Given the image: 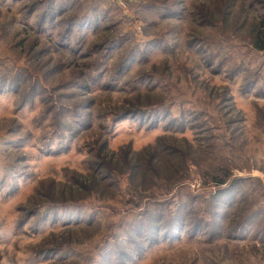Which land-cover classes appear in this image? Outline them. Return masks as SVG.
Wrapping results in <instances>:
<instances>
[{
	"label": "rangeland",
	"instance_id": "rangeland-1",
	"mask_svg": "<svg viewBox=\"0 0 264 264\" xmlns=\"http://www.w3.org/2000/svg\"><path fill=\"white\" fill-rule=\"evenodd\" d=\"M66 1L69 14L100 20L73 39L78 53L58 50L54 57L69 63L58 68L37 66L48 57L25 48L28 27L1 34L0 10V75L16 76L27 61L42 73L54 67L46 79L54 95L90 103L75 107L93 116L67 147L49 150L43 100L20 108L19 94L0 93V264H115L112 242L130 249L126 233L147 216L159 239L129 264H264V51L254 47L264 0ZM160 4L181 6L180 16L165 20ZM2 7L22 22L19 3ZM109 39L120 55L145 52L117 88L106 85L116 75L109 62L92 72L94 83L87 78L92 89L59 90L89 73L96 56L87 50ZM48 204L77 206L86 220L69 223L58 209L57 222L50 215L36 231L37 217L19 225Z\"/></svg>",
	"mask_w": 264,
	"mask_h": 264
},
{
	"label": "trees",
	"instance_id": "trees-1",
	"mask_svg": "<svg viewBox=\"0 0 264 264\" xmlns=\"http://www.w3.org/2000/svg\"><path fill=\"white\" fill-rule=\"evenodd\" d=\"M7 1L9 0H0V10L5 14L4 21L2 23L1 34L12 36L11 34L15 32L13 34L15 37L16 33L20 32L14 31L15 28H21L20 26L28 27L30 33H27L28 35H26L24 39H20L21 42L26 45L25 48H30L33 51L38 49L36 53L40 52L43 54V57H48L44 63L37 62V66H49L52 65V63H56L57 68L64 66L66 62H62L61 60H58L54 57L58 50L61 47H65L68 48L70 52L78 53L81 49L75 47L73 39H75V43L78 44L83 37V34L96 30L99 25L98 23L100 16L95 12H91V14L82 18H78L76 13L69 14L68 11L72 8V4L69 5V1L66 0L55 3L51 0H11L14 3L20 4L19 13L23 16L21 19L22 22H18V26H16V17H9L10 10L8 8L5 9L2 7L7 3ZM173 5L160 4L158 7V10L161 11L159 12L161 17H163L165 20H169L173 16H180L179 11L182 7H176ZM260 27L261 29L258 31L257 40L254 43V47L262 52L264 51V21L260 23ZM30 38H33V41L27 43ZM162 40H160V43ZM48 43L51 44L49 47L50 49L47 47ZM102 46H108L107 51L103 52V50H101ZM113 46V42L109 39L102 40L99 47L96 46L90 50L88 49L87 51L89 52V56H96L93 57L94 61L90 62L91 68L89 69V73L87 75L82 73V79L79 81L78 78H72V80L66 81L62 85L57 84L60 86L59 90L78 88L88 91L92 89L90 83H87V78L89 77L92 83H94L96 78L95 76L93 77L92 72L98 71L99 73V71L103 67L107 66L109 62H111L112 69L116 71V75L112 77L113 80L108 82L106 85L110 91L116 89L118 83L122 80V78H124L128 72V69L133 65L134 61L131 60H140L142 58L141 53L144 54L145 52L132 50L129 55L128 51H126L124 54L121 53L120 55L118 52L122 50V47H118L116 49V47ZM165 48L166 46H162L163 50H165ZM114 49L115 51H113ZM85 56L87 57L88 54ZM32 58L33 56L30 57V59ZM68 65L69 63H66V66ZM54 70V67H52V69L48 70L46 73H42V71L38 70V68L32 67L30 61H27L26 65L18 67V73L16 76L10 78L5 72L0 75V93L12 91L16 94H19L20 108L27 106V104H33L36 98H41L44 103L43 108H45V111L40 119L48 120L49 125L52 126V131L44 137L45 141L47 142L45 144L46 146L48 145V148H50L49 150L56 149L59 152L61 149H64L70 144V139L73 136L78 135L80 132L86 131L92 127L93 116L91 111L88 110L83 112L79 111L78 108L75 107L78 106L80 108H88L90 107V103H86L84 105L75 103V106H70L59 101V96L54 95V90L56 91L58 89H55L50 85L48 87L46 80L48 77H52L54 75ZM31 71L35 72V74H33ZM72 92L73 93L68 92L66 97L77 95L74 94L77 93L76 90H72ZM83 93V91L79 93L78 97H80V94ZM122 116L127 117L129 115ZM119 119L121 118H118V120ZM106 126L110 127L111 124L106 123ZM53 142L54 146L52 147L51 144ZM0 183H2V181ZM224 190L225 189H221L220 191ZM217 197L218 195L214 198ZM58 209H63L65 211V215L68 216L69 223L73 221L76 222L78 220L84 222L86 220L83 211L77 206H71L70 209H67L66 207L58 208L48 204L35 205L31 207L19 225H21L23 222L25 223L26 221L27 224L31 222L27 220L32 218L31 216H34V218L37 217V219H35L29 225L34 229V231H36L40 228V226L46 224L49 221L50 215H52V222H57ZM142 215L144 217L145 214L143 213ZM216 217L217 216L213 215L214 219ZM145 218L147 219L146 223L144 221H139L136 223V226H130V234L126 233V243H129V246L131 247L130 249H125L122 246L119 241V237H116V239H114L112 242L114 244V248L113 250L111 248V250L114 251L116 256L114 259L115 264H129L130 262L139 259L145 250L150 247L152 244L151 242L158 241V230L160 227L156 224L157 219L151 216H147ZM175 220L177 221L179 219H176L175 216L172 218V221L174 222ZM212 224H214V222ZM171 228H173V226H171L167 231H171ZM134 238H141L142 240L139 239L141 242L138 243L137 240L134 241ZM143 245H145V247ZM125 261L127 262L125 263Z\"/></svg>",
	"mask_w": 264,
	"mask_h": 264
}]
</instances>
